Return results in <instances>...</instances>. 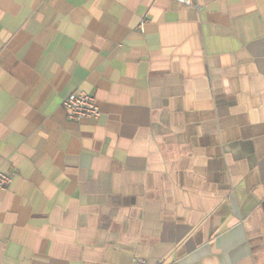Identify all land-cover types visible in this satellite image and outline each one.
<instances>
[{
  "label": "crops",
  "instance_id": "crops-1",
  "mask_svg": "<svg viewBox=\"0 0 264 264\" xmlns=\"http://www.w3.org/2000/svg\"><path fill=\"white\" fill-rule=\"evenodd\" d=\"M0 169V264H264V0H0Z\"/></svg>",
  "mask_w": 264,
  "mask_h": 264
},
{
  "label": "built area",
  "instance_id": "built-area-1",
  "mask_svg": "<svg viewBox=\"0 0 264 264\" xmlns=\"http://www.w3.org/2000/svg\"><path fill=\"white\" fill-rule=\"evenodd\" d=\"M184 5H193V0H175ZM198 8L199 6L196 5ZM143 23V22H142ZM68 112L70 120L91 119L97 120L101 115L100 105L91 92L77 90L70 93L62 102ZM13 181V175L0 169V192ZM136 264H146L145 260H136Z\"/></svg>",
  "mask_w": 264,
  "mask_h": 264
}]
</instances>
